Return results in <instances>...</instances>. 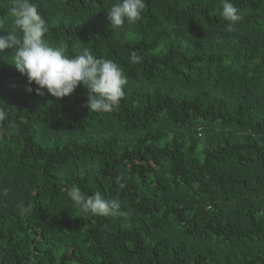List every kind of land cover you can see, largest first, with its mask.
Listing matches in <instances>:
<instances>
[{
    "label": "trees",
    "instance_id": "trees-1",
    "mask_svg": "<svg viewBox=\"0 0 264 264\" xmlns=\"http://www.w3.org/2000/svg\"><path fill=\"white\" fill-rule=\"evenodd\" d=\"M35 2L47 42L113 60L128 83L95 113L83 85L37 95L0 62V264H264V0H230L231 32L222 0H146L115 29L114 0ZM74 185L127 215L83 213Z\"/></svg>",
    "mask_w": 264,
    "mask_h": 264
},
{
    "label": "clouds",
    "instance_id": "clouds-1",
    "mask_svg": "<svg viewBox=\"0 0 264 264\" xmlns=\"http://www.w3.org/2000/svg\"><path fill=\"white\" fill-rule=\"evenodd\" d=\"M145 9L146 0H114L107 12L110 27L115 29L125 22L135 23L142 18ZM7 14L12 17L13 28L4 32L0 24V32L6 33L0 35V62L26 76L29 85L34 83L37 95H43L42 90L46 89L52 97L60 100L83 85L87 89L85 106L90 112L111 113L119 107L128 80L116 62L97 58L87 49L82 54L70 56L66 45L53 46L47 42L45 37L49 26L35 0H13ZM220 16L229 22V32L243 20L240 9L230 0H222ZM6 50L10 51L4 55ZM131 62H139V57L133 54ZM26 91L31 93L32 88L28 87ZM6 106L0 100V122L8 117ZM9 129L15 130L16 125L10 124ZM68 196L85 214L127 215L121 211L117 200L106 199L100 192L88 196L80 186L74 185L70 187ZM18 207L22 215L30 211L22 202Z\"/></svg>",
    "mask_w": 264,
    "mask_h": 264
}]
</instances>
